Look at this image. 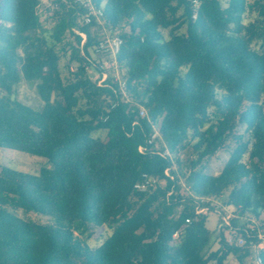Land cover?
I'll return each instance as SVG.
<instances>
[{
  "label": "trees",
  "instance_id": "16d2710c",
  "mask_svg": "<svg viewBox=\"0 0 264 264\" xmlns=\"http://www.w3.org/2000/svg\"><path fill=\"white\" fill-rule=\"evenodd\" d=\"M101 1L122 38L128 102L108 80L97 86V27L78 20L80 9L54 11L45 28L39 0H0V148L47 162L36 172L0 164V264H249V242L228 243L218 221L209 229L208 213L194 214L208 204L189 193L239 215L264 210V0H198L194 18L191 0ZM73 30L85 34L81 46ZM21 80L34 84L39 108L15 97ZM152 123L170 157L138 152ZM226 148L222 169L208 173ZM143 172L160 180L147 193L133 188ZM230 226L246 237L245 223ZM82 235L103 238L90 247Z\"/></svg>",
  "mask_w": 264,
  "mask_h": 264
},
{
  "label": "built area",
  "instance_id": "2783aa9c",
  "mask_svg": "<svg viewBox=\"0 0 264 264\" xmlns=\"http://www.w3.org/2000/svg\"><path fill=\"white\" fill-rule=\"evenodd\" d=\"M193 6L192 18L196 15L199 1L191 0ZM77 7L80 9L78 13V20L84 25L94 24L97 27L98 40L93 47L92 54L94 56L95 64L100 77L97 80V86H102L105 80H108V85L112 89V93L119 101L128 102L130 100L129 94L126 89V71L120 67L117 62V54L122 43V38L116 28L108 26L104 19V12L101 0H40L38 4V13L40 22L45 28H50L54 23L53 12L59 11L62 8ZM74 33L80 36L79 45L81 46L85 40V34L73 30ZM73 69V66H70ZM117 101L114 100L109 108H113ZM138 116L146 117L147 112L144 106L137 107ZM108 115L102 117L106 120ZM150 147L161 155L170 157L168 148L163 141L159 131V123L151 124V132L147 136L145 143L137 147L138 152L143 153L146 148ZM175 164L172 162V168ZM164 176L173 180V175L168 169L164 170ZM160 182L155 176H151L145 172L141 173L140 178L133 184L135 191L139 193H147L155 189L156 185ZM178 183L185 187L181 179ZM186 188V187H185ZM187 190V189H186ZM189 195L200 201L206 202L208 205L195 207L194 214H206L215 212L218 215V227L228 228L226 234V241L236 245H243L246 241L250 244V253L248 256L249 264H264L262 253H264V219L257 218L252 214L245 213L243 215L237 214L232 207L226 205L215 197H197L189 193ZM181 205L179 206V208ZM238 219L245 223L246 237L238 233V227H231L230 220ZM173 243L178 241V231L172 235Z\"/></svg>",
  "mask_w": 264,
  "mask_h": 264
},
{
  "label": "rangeland",
  "instance_id": "374dc122",
  "mask_svg": "<svg viewBox=\"0 0 264 264\" xmlns=\"http://www.w3.org/2000/svg\"><path fill=\"white\" fill-rule=\"evenodd\" d=\"M253 17H254V13L247 11L246 13L243 14V23L245 24V23L251 21ZM180 30L182 31V29H180ZM162 32H163L164 36H166L167 31L163 30ZM70 38L71 37L69 36L67 39H70ZM251 47L254 50H259V42L253 41L251 44ZM92 67H93V64H92V66L89 67V69H90V72L94 76L95 71L92 70ZM15 97L19 101L31 106L32 108L37 109L42 105V101L40 100V98H39V96L35 90L34 84H30L24 80H21L19 82V84L16 86ZM82 102H83L82 100H79L80 104H82ZM241 131H242V129H241ZM104 133H105L104 131H98L95 133V135L103 137ZM229 146H232V143H230ZM228 150L229 149H227V148L222 149V150L218 151L214 156L210 157L207 160V170L206 171L208 173L216 174L222 169V166L228 157ZM188 154H189V149H186V150L184 149L182 156H181L182 159L187 157ZM0 164L5 165V166L12 168V169H17V170L27 171V172H36L39 167L46 166L47 162L45 161L44 158L37 157V156L32 155V154L22 153V152H18V151L11 150V149L0 148ZM219 202H222V201H219ZM26 217H28V218H30V219L38 222V223H46L49 221L47 217L41 216L39 214L32 213V212L28 213L26 215ZM260 218L264 219V210L261 212ZM217 221H218V215L215 212L214 213L213 212L208 213L206 226L209 229H214ZM106 232L109 233V230L106 229L105 233ZM82 238L85 239L88 246L95 247L102 241L103 237L85 238V235H82ZM216 246H217L216 242H213L212 248H216ZM227 261L230 264H237L235 259L232 256H228Z\"/></svg>",
  "mask_w": 264,
  "mask_h": 264
},
{
  "label": "crops",
  "instance_id": "0c3cea01",
  "mask_svg": "<svg viewBox=\"0 0 264 264\" xmlns=\"http://www.w3.org/2000/svg\"><path fill=\"white\" fill-rule=\"evenodd\" d=\"M40 1V0H39Z\"/></svg>",
  "mask_w": 264,
  "mask_h": 264
}]
</instances>
